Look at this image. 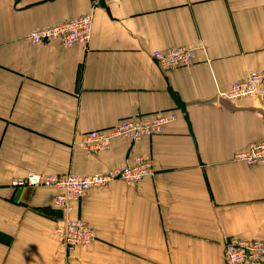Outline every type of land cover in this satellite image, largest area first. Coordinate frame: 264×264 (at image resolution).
I'll return each mask as SVG.
<instances>
[{"label": "crops", "instance_id": "1", "mask_svg": "<svg viewBox=\"0 0 264 264\" xmlns=\"http://www.w3.org/2000/svg\"><path fill=\"white\" fill-rule=\"evenodd\" d=\"M91 13L87 44H32L37 27ZM186 46L161 70L153 49ZM264 69V0H0V264H224L229 235L264 241V165L233 156L264 140V97H223ZM173 111L160 133L107 151L73 146L121 118ZM149 157L154 174L92 187L74 204L95 232L64 252L54 190L29 172H102ZM264 264V263H262Z\"/></svg>", "mask_w": 264, "mask_h": 264}, {"label": "built area", "instance_id": "2", "mask_svg": "<svg viewBox=\"0 0 264 264\" xmlns=\"http://www.w3.org/2000/svg\"><path fill=\"white\" fill-rule=\"evenodd\" d=\"M90 15L83 14L61 23L53 24L44 28L33 30L29 38L33 42L44 43L50 39L58 38L65 46H72L75 43L86 44L90 37ZM153 56L159 61L162 67H171L181 63H187L191 58V53L182 50L168 49L165 52L156 51ZM169 65V66H168ZM252 91L255 93H264V72H250L248 76L239 81L231 83L228 92L230 95L243 96ZM227 92V93H228ZM262 95V94H261ZM174 117L170 114L158 115L157 117L145 121L136 119L123 120L117 127L115 133L120 136L137 140L143 134H150L160 129L162 124L170 121ZM111 135V134H110ZM97 137H105L92 133L84 138L80 143L83 147H88L92 152H97L108 147V143H102ZM262 142V141H261ZM253 143L241 154L249 163L264 164V143ZM101 146V147H100ZM146 158L136 157L133 161L120 163L119 167L108 169L105 172L95 173L91 175H63V176H45L36 173H30L27 177L19 179L17 183H27L29 185L53 183L58 186L62 192L56 197V202L62 205L65 210L69 209V201L77 199L86 188L91 186H99L108 181L121 177L128 182L137 181L143 177L150 176L152 167ZM151 167V168H150ZM91 229V228H90ZM85 223L78 219H69L65 223L63 232L59 239L69 248L73 249L77 245L87 244L93 236ZM255 247L254 245H252ZM257 248L261 249L257 245ZM229 257V263L239 258L240 254L228 248L226 253Z\"/></svg>", "mask_w": 264, "mask_h": 264}, {"label": "rangeland", "instance_id": "3", "mask_svg": "<svg viewBox=\"0 0 264 264\" xmlns=\"http://www.w3.org/2000/svg\"><path fill=\"white\" fill-rule=\"evenodd\" d=\"M83 14H89L91 19H90V33H91V27H92V15L91 13H83ZM83 14H80V15H83ZM79 16V15H78ZM77 17V16H75ZM74 18V17H72ZM72 18H69V19H72ZM69 19H65V20H62V21H59V22H56V23H53V24H57V23H61L63 21H66V20H69ZM53 24H50V25H53ZM50 25H46V26H42V27H37V28H33L31 29L25 39L32 43V44H41V43H37V42H33L30 40L29 38V35L30 33L35 30V29H40V28H44V27H47V26H50ZM51 41H57L59 43H61L64 47H68V46H65L62 41L58 38H54V39H50L48 41H45L44 43H47V42H51ZM43 44V43H42ZM75 44H81V43H75ZM73 44V45H75ZM87 44V43H86ZM72 45V46H73ZM72 46H69V47H72ZM168 49H175V50H182V51H185L187 53H191V58L190 60L187 62V63H181V64H177V65H174V66H171V67H162V65L159 63V61L155 58V56H153V54L156 52V51H162V52H165L167 51ZM151 55V58L153 59V61L156 63V65L159 67V69L161 70H168V69H172V68H176V67H180V66H186V65H189L192 60H193V53H192V50L191 48H188L186 46H175V47H167V48H164V49H153L150 53ZM169 66V65H168ZM250 72H264V69L263 70H252ZM248 72L246 76H248V74L250 73ZM246 76L242 77L241 79H244ZM241 79H238V80H234V81H239ZM232 81V82H234ZM231 82V83H232ZM231 83L229 84V87L231 85ZM228 87V89H229ZM228 89L222 94L224 98L226 99H229V100H236V99H239V98H242V97H248V96H252V95H258V96H261V97H264V93H255L256 91H252L251 93H248L246 95H243V96H234V95H230L231 93L228 92ZM228 92V93H227ZM262 94V95H261ZM163 114H170V116L172 115L174 118L171 119L170 121H167L165 122L164 124H162V126L160 127L159 130L157 131H154L150 134H143L141 135L137 140H132L130 138H127V137H124V136H120V135H117L115 133L117 127L119 126V124L121 122H123V120H128V119H136L138 121H145V120H149V119H153L155 117H157L158 115H163ZM177 118V114L173 111H170V112H161V113H157L155 115H151L150 117H146V118H130V117H127V118H121L119 119L116 123H114L113 125H110L108 127H102V128H97V129H92V130H89L83 134H81L80 136L77 135L76 139L73 140V146H77V147H81L82 149L86 150V151H89V152H92V150L88 149V147H83L80 143L84 138H86L87 136H90L92 133H98V135H104V136H107L108 138L106 139L105 137H97V139H100L102 143H108V147L106 149H102L100 151H107L110 147V142L114 139V138H124V139H128L129 141H131L132 143L135 142V141H138L139 139H141L142 137L144 136H152L154 134H157V133H160L163 129V127L171 122H173L175 119ZM111 134V135H110ZM262 141V142H261ZM261 141H256V142H251L249 143L243 150L237 152L234 156H233V159L236 160V161H241L243 163H245L246 165L248 166H254V165H264L263 163H249L248 161H246L243 157H241V154L248 148V146L250 144H253V143H264V140H261ZM101 147V146H100ZM99 152V151H97ZM93 153H96V152H93ZM136 157H141V156H136ZM136 157H133L132 159H135ZM142 158H146L145 160L150 164V166L152 167V164H151V160L149 159V157H142ZM133 161V160H132ZM126 163V162H125ZM120 163L117 164L116 166H114L115 168L119 167ZM114 167H111V168H114ZM150 167V168H151ZM109 168V169H111ZM114 168V169H115ZM152 169V173L150 176H146V177H143L137 181H134V182H128V181H125L123 180V178L121 177H116L110 181H108L107 183L103 184V185H99V186H91V187H88L84 190V192L77 198V199H72L69 201V209L68 210H65L64 208H62V205L58 202H56V197L60 196V193L62 192V190L56 186L55 184L53 183H48L47 185L46 184H36V185H29L27 183H17L16 181H18L19 179L13 181V184L14 185H22V186H31V187H48V188H52L54 190V195H53V198H52V206L54 208V210L58 211L59 213L62 214V216L65 217V223L67 220L69 219H78V220H81L83 221L82 219L80 218H71L70 217V213L73 211V207H74V204L75 203H78L81 198L85 195L86 191L92 187H100V186H104V185H107L109 184L111 181L113 180H120V181H123V182H126V183H136L138 181H141L142 179L144 178H148V177H151L153 176L154 174V170L153 168ZM108 170V169H107ZM105 170V171H107ZM105 171H102V172H105ZM30 173H36V174H40V175H45V176H48V177H51V176H63V175H71L72 173H69V172H65V173H59V174H46V173H37V172H29L27 173V175H29ZM96 173H101V172H96ZM91 174H95V173H90V174H85V175H91ZM27 175L25 177H27ZM72 175H77V174H72ZM78 176H83V175H78ZM23 177V178H25ZM23 178H20V179H23ZM84 222V221H83ZM65 223H64V227H65ZM85 223V222H84ZM86 226L89 227V229L91 228L89 225H87L85 223ZM64 227L62 229V231L57 235V238L59 240V243L60 245L63 247V250L65 253L67 254H71L72 252L75 251V249H77L78 247H84V246H90L93 244V242L95 241V232L94 230L91 228L90 230L93 232V236L92 238L88 241L87 244H82V245H77L75 246L73 249H69L65 244L64 242L59 239L61 233L63 232L64 230ZM252 245H254L255 247H253ZM257 245L261 247V249L257 248ZM228 248L231 249V250H234L236 253H239L240 256L238 259L236 260H232V263H229V257L226 253L228 251ZM222 258H223V263L224 264H262L264 263V241L263 240H260V239H256V238H244V237H240V236H236V235H229L227 236L226 238L223 239L222 241Z\"/></svg>", "mask_w": 264, "mask_h": 264}]
</instances>
